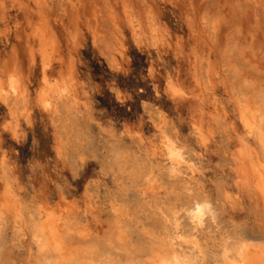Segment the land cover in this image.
Instances as JSON below:
<instances>
[{
	"label": "clouds",
	"instance_id": "1",
	"mask_svg": "<svg viewBox=\"0 0 264 264\" xmlns=\"http://www.w3.org/2000/svg\"><path fill=\"white\" fill-rule=\"evenodd\" d=\"M65 2L60 0L61 5ZM100 2L107 5L109 0ZM133 2L124 0L126 6ZM142 2L171 4L174 9L183 6L178 15L174 13L175 26L182 35L174 37L161 19V10L146 6L120 19L130 33L127 43L120 27L111 20L105 37L93 40L90 59L81 55L87 41L79 27L73 26L68 30L71 59L61 61L59 70L50 73L52 62L45 58L43 70L37 73L30 51L25 65L0 66V105L7 109L0 114V167L14 165L12 157L19 158L24 151L29 154L25 167L33 172L42 170V158L51 160L44 152L45 143L51 141L48 147L70 169L78 167L85 155L97 164L101 174L123 173L131 168L145 175L158 169L161 182L166 185L167 203L163 207L168 212L162 227L161 252L172 255L174 249L168 241L185 232L194 241L185 254V264H244L236 254L239 237L229 236V229L221 230L225 215L223 186L206 188L194 174H188L199 170L202 157L192 146L191 137L197 133L189 132L181 138L179 128L185 123L203 122L204 108L212 100L196 85L207 81L209 75L218 76L217 85L229 94L230 102L251 96L264 105V70L258 90L249 93L227 48L218 43V14L198 6L214 0ZM239 5L251 10L256 0H239ZM260 5L264 8V0H260ZM84 24L88 31H95L90 22ZM72 33L79 36L75 42L71 40ZM236 38L233 30L227 40L231 44ZM210 50L218 56L215 72L208 67ZM146 128L151 130L147 137ZM169 138L176 141L186 159H195L196 164L191 168L170 164L163 147ZM195 143L205 147L199 139ZM153 144L160 155L155 164L152 154L144 151L146 145ZM176 167L181 170L171 171ZM73 178L78 179L75 175ZM197 235L201 238L198 242ZM134 264L159 262L138 260ZM260 264H264V258Z\"/></svg>",
	"mask_w": 264,
	"mask_h": 264
},
{
	"label": "rangeland",
	"instance_id": "2",
	"mask_svg": "<svg viewBox=\"0 0 264 264\" xmlns=\"http://www.w3.org/2000/svg\"><path fill=\"white\" fill-rule=\"evenodd\" d=\"M146 6H151L154 11L161 10V19L168 25L174 37L182 35L175 26L174 13L178 15L183 6L174 9L171 4L145 5L142 0H135L127 6L124 0H109L107 5L100 0H66L63 5L60 0H0V66H23L27 63L30 51L35 60L36 71L40 73L38 54L42 37L49 42L53 54L52 70H59L61 61L71 59L68 30L73 26L79 27L80 33L87 41V47L81 51V55L90 59L93 40L105 37L112 26L111 20H115V27H120L127 43L130 33L120 24V19L142 11ZM198 6L211 8L218 14L216 23L219 24L220 47L227 48L234 69L240 70L247 82L245 88L251 92L257 91L261 82L260 73L264 70V8H261L260 0H256V5L251 10L240 7L239 0H214L211 4ZM127 11L128 14L125 13ZM30 20L32 28L38 29L36 37L32 35ZM85 21L91 23L94 32L87 30ZM233 30L237 38L229 44L227 37ZM73 35L76 40L79 39L75 33L71 34ZM210 51L208 61H211L212 72H215L218 56L215 50ZM217 79L218 76L212 75L211 82L205 81L202 84L205 93L212 100L205 106V112L208 118L206 125L213 138L206 150L195 143L194 137H191V141L196 152L202 157L203 174L200 173L197 179L206 188H214L216 184L230 188L232 169L227 154L230 145L235 142L231 129L237 121V108L234 99L230 102L229 94L222 86L217 85ZM6 111L7 109L0 105V114ZM214 116L215 119L218 118L217 121L213 120ZM189 128L188 123L179 128L181 138L192 132ZM93 131L96 129L93 128ZM150 133L151 130L146 128L144 136H150ZM7 136L6 133V139ZM50 142L45 143L44 152L51 160L42 158L41 162L45 164L42 170L33 172L25 167V157L29 154L24 151L19 158L12 157L14 165L9 163L6 167H0V199L5 193L6 184H10L28 220L38 218L41 207L45 204L56 208L61 197L66 201L74 200L81 221L78 228L82 235L91 234L100 240H116L118 233L122 232L139 251L155 241L164 239L161 227L164 221L162 213L166 211L163 205L167 203L164 200L167 194L164 183L161 184L158 195L153 192L144 194V187L139 185L128 186L126 191H121L117 183V178L120 177L108 172L101 174L97 164L87 155L78 167H66L58 153L48 147ZM74 175L78 179H74ZM86 189L87 198L84 197ZM115 200L124 201V213L119 225L113 221ZM89 204L92 209L88 208ZM221 224V230L229 229L228 233L264 237V213L246 201L235 211L226 208ZM13 230L12 225L8 223L0 232L1 246L12 264H30L29 236H20L17 241H12Z\"/></svg>",
	"mask_w": 264,
	"mask_h": 264
},
{
	"label": "bare ground",
	"instance_id": "3",
	"mask_svg": "<svg viewBox=\"0 0 264 264\" xmlns=\"http://www.w3.org/2000/svg\"><path fill=\"white\" fill-rule=\"evenodd\" d=\"M125 13L128 14V11ZM31 24L30 20L29 25ZM31 30L33 37L38 36L37 28H32L31 25ZM71 40L76 41L74 35L71 36ZM45 58L52 62L53 67V54L49 42L40 37L38 54L40 72L44 68L43 60ZM32 59H34L33 56ZM208 67L212 72L211 61H208ZM49 72H52V68L49 69ZM211 80L212 75H209L207 82H211ZM196 86L202 88V84ZM247 91L251 93L250 90L247 89ZM234 101L237 108V121L233 123L231 130L235 135V142L230 145L227 154L232 169V183L230 188L223 186L224 207L235 211L240 209L246 201L264 213V105L251 96L247 100L234 99ZM207 119V115H205L201 123H195V121L188 123L189 130L197 133L196 136H193L195 141L199 139L205 145L203 150L208 148L213 138L211 130L206 125ZM213 120L217 121L218 118L215 119L214 116ZM163 147L170 164L188 168L196 164L195 159L188 160L185 155H182L175 140L169 138V142ZM144 151L146 154H152L154 164L160 160L155 144L146 145ZM202 167L201 163L199 170L194 169L188 174H194L197 179ZM180 170L181 167L171 169L176 172ZM114 174L120 177L117 178V183L118 186L120 185L121 191H126L128 186L139 185L144 187V194L151 192L155 195L160 194L163 183L158 175V169L145 175H139L131 168L126 169L123 173L116 174L114 172ZM84 197H88L87 189L84 191ZM123 204V200L113 202V221L118 225L121 223L119 220L121 221V215L124 213ZM90 206L91 204L88 205V208L92 209ZM41 208L38 218L26 219L15 191L10 184H6L5 193L0 199V232L10 223L14 229L12 241H17L20 236H29L30 264H134L138 260H155L159 264H167L169 261L171 264H185V254L194 244L187 233L180 232L168 241V244L174 249L172 255H165L161 252L164 239L155 241L139 251L130 244L122 232L118 233L116 240L110 238L100 240L91 234L82 235V231L78 228L81 221L74 200L66 201L64 197H61L56 208L50 207L48 204ZM167 216L168 212L164 211L162 219L164 220ZM163 224L164 221L161 227ZM233 234L235 232L228 233L229 236ZM235 235L239 237L237 257L244 264H260L261 259L264 258V237ZM195 239L198 242L201 238L197 235ZM1 244L2 240H0V264H12ZM228 254L229 259H232L231 248L228 249Z\"/></svg>",
	"mask_w": 264,
	"mask_h": 264
},
{
	"label": "snow or ice",
	"instance_id": "4",
	"mask_svg": "<svg viewBox=\"0 0 264 264\" xmlns=\"http://www.w3.org/2000/svg\"><path fill=\"white\" fill-rule=\"evenodd\" d=\"M173 91H178V90H176V89H173ZM205 143H206V141H205ZM177 155H178V153H177ZM199 218V217H198Z\"/></svg>",
	"mask_w": 264,
	"mask_h": 264
}]
</instances>
